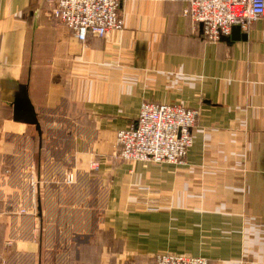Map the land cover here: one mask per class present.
Returning a JSON list of instances; mask_svg holds the SVG:
<instances>
[{
  "label": "crops",
  "instance_id": "obj_1",
  "mask_svg": "<svg viewBox=\"0 0 264 264\" xmlns=\"http://www.w3.org/2000/svg\"><path fill=\"white\" fill-rule=\"evenodd\" d=\"M55 3L0 0V264H264V15L208 40L184 0H123L81 40ZM145 101L199 110L183 162L116 154Z\"/></svg>",
  "mask_w": 264,
  "mask_h": 264
},
{
  "label": "built area",
  "instance_id": "obj_2",
  "mask_svg": "<svg viewBox=\"0 0 264 264\" xmlns=\"http://www.w3.org/2000/svg\"><path fill=\"white\" fill-rule=\"evenodd\" d=\"M123 0H56L53 15L65 23L75 36L106 35L122 28L120 5ZM184 12L208 40L230 35L234 25L243 29L264 15V0H184ZM199 110L180 103L145 101L136 121L117 135L116 154L126 160L183 162L194 141V127ZM99 160L90 162L99 167ZM78 169L70 168L65 182L77 181ZM149 264H209L202 255L161 251Z\"/></svg>",
  "mask_w": 264,
  "mask_h": 264
},
{
  "label": "water",
  "instance_id": "obj_3",
  "mask_svg": "<svg viewBox=\"0 0 264 264\" xmlns=\"http://www.w3.org/2000/svg\"><path fill=\"white\" fill-rule=\"evenodd\" d=\"M233 38H241L246 37V34H244L241 30L240 25H234L233 26V32H232ZM15 106V115L17 116L21 111H27L31 108V102L27 95L18 96L17 101L14 104Z\"/></svg>",
  "mask_w": 264,
  "mask_h": 264
}]
</instances>
